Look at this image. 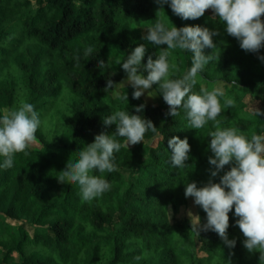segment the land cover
<instances>
[{
	"label": "trees",
	"instance_id": "trees-1",
	"mask_svg": "<svg viewBox=\"0 0 264 264\" xmlns=\"http://www.w3.org/2000/svg\"><path fill=\"white\" fill-rule=\"evenodd\" d=\"M260 19L264 22V14ZM156 20L217 31L216 47L203 49L214 59L198 73L193 90L220 87L223 98L233 100L217 117L220 127H237L249 137L264 130V115L253 114L256 104L264 108V62L258 59L264 47L241 49L211 9L181 19L155 0H0V112L29 102L42 119L37 147L15 154L13 167L0 168V264H264L258 251L243 246L246 238L231 211L232 249L214 231L197 235L190 218L179 217L189 209L206 222L193 198H185V183L199 187L210 178L218 183L229 170L225 165L210 177L213 122L195 130L182 108L179 115H168L156 84L153 103L142 95L133 99L127 78L116 73L108 57L115 51L124 60L145 44L141 63L155 59L166 45L153 46L141 37ZM87 47L93 53L84 56ZM169 63V78H180L191 66V53L170 50ZM109 79L118 85L106 88ZM124 95L127 100L117 98ZM140 104L144 110L136 113ZM121 110L151 120L156 132L147 131L143 142L128 147L117 138L122 144L114 153L117 169L93 171L110 182V190L83 201L78 184L58 181L60 171L96 135L111 134L115 124L105 126L103 117ZM173 136L187 138L190 145L184 168L169 163L167 140Z\"/></svg>",
	"mask_w": 264,
	"mask_h": 264
},
{
	"label": "clouds",
	"instance_id": "clouds-1",
	"mask_svg": "<svg viewBox=\"0 0 264 264\" xmlns=\"http://www.w3.org/2000/svg\"><path fill=\"white\" fill-rule=\"evenodd\" d=\"M155 2L161 10L167 4L172 13L181 19H196L206 9H211L213 15L223 22L226 33L238 40L241 49L258 52L264 47V22L260 19L261 14H264V0ZM216 35V30L200 25L177 28L173 24L169 27L156 20L141 39L153 46L166 47L161 48L155 59L149 56L147 63L142 64L146 47L145 44H139L118 64L126 74V83L133 89V99H139L156 84L163 101L169 106L168 115L177 116L178 109L182 108L189 128L195 130L213 122L215 130L209 132L211 139L208 143L212 153L208 157V164L213 166L210 168V177H216L224 170L225 165H229V170L224 171L218 183H214L211 178L199 187L195 181L185 183V198L192 197L194 205H198L206 213V222L201 223L200 217L189 211L187 214L191 220V228L197 235L214 231L223 245L232 249L236 240L229 239L227 235L228 214L231 211L234 217H238L235 224L246 238L242 242L243 246L249 252L258 251L260 259L264 261V130L249 137L237 127H220L217 117L222 108L233 105V100L223 98L224 93L220 87H213L211 91L203 87L198 92L193 90L198 73H202L205 66L214 59L210 53L206 55L203 49L216 47L212 39ZM174 49L191 53L190 68L182 77L175 79L169 78L170 50ZM92 53V47L85 48L83 52L84 56ZM258 59L264 62V55H258ZM97 66L104 69L105 62L99 60ZM124 83L122 81L119 84ZM116 85L118 84L109 79L106 88ZM147 95L150 96L149 92ZM117 98L127 100L126 95ZM144 107V104H140L135 107V112L142 113ZM253 114L260 117L264 112L253 106ZM103 124H115V130L111 134L101 132L96 135L93 142L79 151L78 158L68 159L60 171L58 181L78 184L83 201L98 198L110 190V182L93 174V171L111 173L117 169L114 153L119 152L122 147L117 138H124L125 146L128 147L143 142L147 131L156 132L151 120L124 110L103 117ZM41 125L40 113L29 102H21L18 106L0 112V168L13 167L15 154L26 153V149L36 140V133ZM167 146L170 150V165L177 169L184 168L190 158L187 138L173 136L167 140Z\"/></svg>",
	"mask_w": 264,
	"mask_h": 264
},
{
	"label": "rangeland",
	"instance_id": "rangeland-1",
	"mask_svg": "<svg viewBox=\"0 0 264 264\" xmlns=\"http://www.w3.org/2000/svg\"><path fill=\"white\" fill-rule=\"evenodd\" d=\"M112 48H116L117 49V46H114V45H111ZM113 49V50H114ZM108 57L110 59V61L112 62L115 70H116V73L118 75H120L121 77H124L126 78V74L124 72V70L121 68L120 64H118V62H123V59H121V57H119L115 51H112L111 53L108 54ZM147 92H149V95H147ZM142 96L145 98L146 102L148 104L150 103H153L155 101V94L154 92L151 90V88L149 90H146V92L144 94H142ZM256 108L258 109H261V106H259L258 104L255 105ZM262 112H264V108L262 109ZM31 148H34V147H37L36 143L33 142L31 145H30ZM189 212V209H187L186 211H182L180 214H179V217L180 218H183V217H188V213ZM0 224L2 225L3 224V221L0 220Z\"/></svg>",
	"mask_w": 264,
	"mask_h": 264
}]
</instances>
